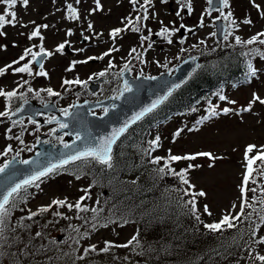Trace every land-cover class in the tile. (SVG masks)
Listing matches in <instances>:
<instances>
[{
	"label": "rangeland",
	"instance_id": "rangeland-1",
	"mask_svg": "<svg viewBox=\"0 0 264 264\" xmlns=\"http://www.w3.org/2000/svg\"><path fill=\"white\" fill-rule=\"evenodd\" d=\"M99 4L98 8L96 0H79V3L77 0H29L27 7L18 2L14 8L7 9L6 5L0 3V14H6V11L17 13L16 25H6L2 29L6 35H0V69L18 60L29 48L33 52H39L43 47L45 51L52 53L43 63L46 76L35 74L41 69L34 66L31 55L19 64L13 65V68L31 62L33 75L14 74L12 68L7 69L4 75H0V89L18 92V96L11 99L10 107L13 109L15 102H20L28 96H37L41 101L53 100L62 109H68L77 96L83 98L88 94V83L91 79L98 77L101 72L109 71V64L116 63L115 60L122 58H136V64L132 66L134 73L141 71L144 74H159L166 69H172L185 56L195 55L202 48L205 51L214 45L230 50L243 47H249L250 50L256 47L259 52L252 56V66L256 69L255 76L247 74L248 77L242 81H226L214 96H209L199 104L197 110L199 116H171L168 121L156 128L157 135L152 137L154 140L157 136L160 138L154 155L161 158H167L170 153L184 156L200 152H208L214 157H219L213 160L198 156L191 160L193 165H199L191 169V181L198 191L206 193L204 200L212 213L209 220L219 221L226 210L236 212L242 203L241 186L246 173V149L249 145L255 146L253 151L247 154L248 158L264 151V104L257 101L251 104L250 111L243 110L249 107L254 94L264 99V56L260 54L264 53V45L258 41L252 45H236L234 37L238 35L246 41L264 32V0H254V3L253 0H228V5L223 6L222 11H209L207 0H191L193 9L191 14L186 7L181 11V4L177 3V0H168L167 3L153 0L152 5H146L149 18L146 20L145 29L139 32L119 33L115 39L110 35L112 32L110 30L123 26L129 21L126 18L132 20L131 29L134 26H142L141 20L137 22L136 17L144 10L142 7L144 0H139L136 6L130 3V0H99ZM68 5H72L76 12L73 13ZM93 9L96 10L92 11ZM177 11H180V16L176 15ZM229 12L231 16H228ZM76 14L79 16L78 19L69 18ZM7 18L11 19L10 16ZM218 18L226 23V32H231L227 40L224 37L221 41L216 40L213 35L214 21ZM244 20H250L251 23H243ZM43 25L48 27H42ZM181 25L186 27L181 28ZM198 25L199 30L192 34L188 33V29ZM165 26L170 30L179 28L184 31V35L180 36V30L173 32L169 37L157 35ZM37 27H40L43 39L30 38ZM143 37L148 39H142ZM168 39H171L172 43H168ZM60 44H65L63 51L57 50ZM133 48L136 52L131 51ZM101 56L102 59H89ZM139 60L148 63L149 66L138 63ZM66 79H79L82 82L87 81V84L65 85L63 81ZM24 81L27 83L24 84ZM20 84L24 86L21 88ZM29 88L32 89L31 92L28 91ZM48 88L60 95L49 96L46 91ZM83 89L86 90L85 93H81ZM220 95L226 96L227 99L220 100ZM6 104H9L7 99L0 97V111L6 110ZM213 108L218 113L215 116L210 114ZM225 108L229 109L227 113L223 112ZM9 120L7 117H0V166L15 154L22 159L29 157L34 151L32 144L37 138V133L30 131L31 126L39 127L37 123L30 126L29 120L24 119L18 125H13ZM197 121H200L198 128H190ZM8 129H11V132ZM18 129L26 133L25 137L11 141L9 136L13 132L17 135ZM178 130L182 131L177 136L175 134ZM43 131L39 127V132ZM56 141L60 140L57 138ZM9 146L12 151L6 156L3 155ZM181 161H177L175 166ZM81 173L82 169L73 172L61 170L43 178L39 187L28 192L27 201L21 203L9 219L13 221L22 216L26 217L34 211L33 209L50 205L55 199H67V202L72 199L73 201L69 203L74 204L76 199L79 201L81 197L86 196L85 189H90L88 193L90 198L85 199L82 206L95 208L101 201L102 191L99 187L91 186L88 178ZM77 175L80 176L79 179L76 178ZM253 177L256 179V188L262 187L261 192L264 195V166L259 165L255 168L247 185L248 189L253 188ZM250 192L251 190L247 191L246 195ZM233 205L236 206L234 209ZM88 213L77 212L75 215L84 214L83 217L86 218ZM262 228L260 238L264 237V225ZM134 231L133 225L112 223L107 227L100 226L95 230L91 228L85 231L88 233L86 237L75 234L70 239L63 240V246L68 244V247L61 254L59 261L66 260L70 264H75V260L71 263V257L81 256L85 247L93 243H98L96 249L105 248V241L112 243L108 251L111 253L119 248L117 245L126 244ZM52 235H58V232L54 231ZM262 244L264 250V243ZM77 263L79 264L80 260ZM0 264H3L2 259ZM115 264H136V258L126 248L121 251L120 260Z\"/></svg>",
	"mask_w": 264,
	"mask_h": 264
},
{
	"label": "trees",
	"instance_id": "trees-1",
	"mask_svg": "<svg viewBox=\"0 0 264 264\" xmlns=\"http://www.w3.org/2000/svg\"><path fill=\"white\" fill-rule=\"evenodd\" d=\"M248 51L249 47L230 50L214 45L205 51L202 48L196 53L200 63L195 72L163 104L132 125L115 144L112 168H107L93 159L78 160L65 165L62 171L82 169L81 175L88 178L91 186L101 189V201L95 206L99 211L100 221L93 228L91 218L94 214L91 211H87L89 213L84 218V214L76 216L77 211L67 207L52 208L31 220L23 219L24 216L13 221L9 219V226L15 228L14 232L6 233L9 244L14 237H19V240L11 247H4L7 255L2 258L3 264H14L16 258L20 264H70L66 260L59 261L68 247V244L63 246V240L70 239L75 234H83L91 228L95 230L102 226L105 218L115 219V224L118 225H133L135 231L130 240L138 234L139 245L133 243L110 253L101 251L102 247L91 251V244L85 247L81 256L71 257V263L75 260V264H78L77 261L80 260L79 264H115L120 260L121 251L127 248L136 258V264H264L257 259L264 255L263 244L258 242L264 225L259 221V216L264 215V204L260 202L264 199L262 187L256 188L257 183H253L252 189L256 191L247 195L248 202L255 209L253 211V208L245 206V216L251 213L250 219L242 217L235 222V228L214 233L204 228V223H212L210 216L204 213V205H207L204 196L195 197L203 223L198 222L184 206L192 199L193 193L200 192L196 187H190L193 185L192 168L184 174L188 181L185 184L178 176H158L156 170L164 166L166 158L160 164L151 163L153 158L159 157L154 155L157 146L151 144L154 140L152 137L157 135L156 128L171 116H199V104L209 96H214L226 81H242L247 78V65L249 62L253 65L252 59L256 55H243ZM199 125L200 121H197L190 128H198ZM176 162H171L170 166L177 173L187 169L189 164L193 165L191 160H182L175 166ZM257 163L261 161L255 162L253 173L261 165ZM36 188L30 187L28 192ZM185 189H188L189 194H185ZM76 202L77 199L74 204ZM21 203L23 202H18L12 212ZM40 208L41 206L33 209V212H39ZM240 211L241 208L232 214ZM55 212L62 213V216L53 215ZM18 222L30 225V228L19 227ZM254 229L255 236L252 235ZM54 231L58 235H52ZM37 232H41L42 236L36 237ZM53 240L58 243H51ZM41 245H44L46 251L23 255L25 251L34 252ZM12 253L16 256L13 257Z\"/></svg>",
	"mask_w": 264,
	"mask_h": 264
},
{
	"label": "snow or ice",
	"instance_id": "snow-or-ice-1",
	"mask_svg": "<svg viewBox=\"0 0 264 264\" xmlns=\"http://www.w3.org/2000/svg\"><path fill=\"white\" fill-rule=\"evenodd\" d=\"M21 3L22 6L27 7L29 4V0H0V3L4 4L7 6V9H12L14 8L17 3ZM168 0H161V3H167ZM77 3H79V0H77ZM97 3V7H100L99 4V0H96ZM130 3H132L134 6L136 4L139 3V0H130ZM177 3L181 4V11L184 10V8H187V11L189 14H191V12L193 11L192 9V4H191V0H177ZM207 3L209 5H214L215 4V0H207ZM221 3L223 6H227L228 5V0H221ZM254 3V0H253ZM153 4V0H144V5H142V7H144V16H143V20H147L148 17V8L146 7V5H152ZM255 7L259 8V5H254ZM68 8L75 13L76 10L74 8H72V5H68ZM96 9H93L92 11H95ZM216 10L218 11H222V9L217 8ZM177 16H180V11L176 12ZM11 17V19H8L7 17ZM228 16H231V13H228ZM69 18L72 19H78L79 16L78 14L70 16ZM126 19H130V18H126ZM202 19V18H201ZM141 20V17H137L136 21L139 22ZM17 23V13L15 11H6V14H0V35H6V33H4L2 31V29L8 25L11 24L12 26H15ZM161 23H163L161 21ZM234 23V22H233ZM243 23H248L250 24L251 21L250 20H244ZM25 26L26 25H22ZM202 26V24H201ZM42 27L47 28L48 25H43ZM89 27H91V25H89ZM181 28L186 27L185 25H181ZM122 30H126V29H114L112 30V32L110 33V35L112 36L113 39H115V37L122 31ZM132 31H136L139 32L140 28L139 27H132L131 29ZM180 29L176 28V29H169L168 27H162L160 32L157 33V35H160L162 37H169L173 32H178ZM188 31H191V29H188ZM71 34V33H69ZM213 35H215V33H213ZM229 35H231V32H226L224 35V39L227 40ZM32 37H41V33H40V27H37L32 33L30 38ZM259 37H264V32L258 33L257 36H254L248 40H242L240 36H235L234 40H235V44L236 45H252L254 43H256L257 41L264 45V39H259ZM41 39H43V37H41ZM87 39V38H86ZM142 39H148V37H143ZM168 43H172L171 39L167 40ZM181 43H183V41H181ZM150 46V45H149ZM5 47L6 46H2ZM65 48V44H60L58 46V51H63V49ZM132 52H136V49L133 48L131 49ZM259 52L258 49H250L248 52L243 53V55L245 56H249V55H255ZM51 52H45V50L43 49V47L40 48L39 52H33L31 48L26 49L24 54L21 55L19 57L18 60L13 61L12 64L6 65L3 69H0V75H4L5 72L7 71V69L12 68L13 73H27L28 75H33V69L31 67V62L30 63H25L23 65H21L20 67H15L13 68V65L15 64H19L20 61H24L29 55H31L32 57V61L39 64L40 67V71L35 73L36 75H40V76H46L47 73L45 71H43V64L40 62V57L44 56V55H51ZM110 53H104V55H109ZM262 56H264V53H260ZM103 57H89V59H102ZM137 58H139L137 56ZM87 62V61H84ZM110 67H112L111 63L109 65ZM125 67L127 68V65H125ZM248 68V75L249 76H255L256 74V69L252 66V64L249 62L247 65ZM99 76H104L105 73L101 72L98 74ZM91 79V77H90ZM154 79V78H153ZM27 81H24V84H26ZM63 83L65 85H70V84H87V81H80L79 79L76 80H64ZM24 84H20L19 87H23ZM179 85H176L175 87H178ZM133 89L130 86L129 82L127 80L124 81V86H123V92H121V95H123L124 92H131ZM29 92L32 91L31 88L28 89ZM47 93L49 96H59L60 93L55 92L53 89L48 88L46 89ZM37 95H39V93L37 92ZM168 95H171V91L168 92ZM18 96V92L17 90H11V91H5L3 89H0V97H5L7 100H11L14 97ZM117 99L119 97H116ZM167 96L161 97L160 99L154 101L150 106L144 108L141 112H139L138 114H136L133 118L131 123H135L137 120L142 119L147 113L152 112L160 103L163 102V100H166ZM220 100H226L227 97L224 95H220L219 96ZM257 101H259L261 104H264V99H261L258 95L253 96V100L250 102L249 107L243 109L244 111H250L251 110V104L256 103ZM25 103H27V101H25ZM230 103H235V101H230ZM20 111V109H12L10 107V104H6V110L5 111H0V117H7L8 119H11L12 116H15L17 114V112ZM65 116L71 115V113L69 112L68 109H61L60 110ZM229 111V109L225 108L223 109V112L227 113ZM107 112V109H105V113ZM210 114L212 116L217 115L218 113L215 111V109H211L210 110ZM52 120H55L58 124L59 127L61 129H66L69 127V125L67 123L61 122L59 117H53ZM52 120H49V123L52 122ZM13 125H15L17 122L16 121H12ZM31 123L35 124L37 123L35 120H31ZM128 127V123H125V125L121 128H119L118 130H113V133L110 137H105L102 138L99 143H94V142H90L88 145L85 146V148L83 150H78L73 152L72 154H68L65 155V157L61 160H59L56 163H50L45 167H41L38 168L37 170L33 171L30 175L26 176L25 178L19 180V181H14L10 184V186L5 187V189L0 192V259H2L5 255H7V253L3 250L5 246L7 247H11L12 244L17 243V241L19 240V237H14L12 238V243L9 244V237L7 236V232L15 231V228H12L9 226V218L12 214V210L16 207L18 202H24L26 201L27 195H28V188L30 187H39V183L43 182V178L49 176L50 174H55L58 173L59 170H63L65 165H68L74 161H78V160H85L87 161L88 159H93L96 162H98L101 165L106 166L107 168H112V145L115 144V142L117 141V139L120 137V135H122L126 129ZM39 130V128H37V131ZM9 132H11V129H8ZM54 131V130H53ZM182 130H178L177 133L175 135H179V132ZM76 140L77 141H83L85 139V137H83L79 132H77L75 134ZM12 137H9V139H11ZM16 139H20L19 137H16ZM60 140V142L63 144V146L65 148H69L70 145L67 143H64L63 141V137H59L58 138ZM159 137L157 136L155 138V140L151 141V144L154 146H157L159 143ZM23 142V141H21ZM255 148L254 145H249L246 149V159H247V165H246V173L243 177V183L241 186V193H242V203H241V211L239 213H236L235 215L232 214V210H226L225 214H222L221 219L219 221H215L212 223H204V228L209 230L210 232H222L226 229H233L235 228L236 225V221H239L242 217H244L245 219H250L251 217V213L248 214V216H245L244 213V208L245 206L249 207V208H253V205H251L248 202L247 199V191L251 190L253 192L256 191V189H248L247 185L250 181V179L252 178L253 175V164L255 163L256 160H260L261 161V165L264 166V151L258 153L257 156L252 157V158H248L247 154L251 153L253 151V149ZM31 150V149H29ZM154 150V148L152 149ZM12 148L11 146H9L7 148V151H5L3 153V155H7L8 152H11ZM198 156H205V157H209L210 159H218L219 157H214L211 153L208 152H200V153H195V154H187L184 156H179V155H171V153L169 154V156L166 158L165 160V164L163 167L158 168L157 174L158 176H160L161 178L164 175H171V176H178L181 180V182L187 184L188 181L185 179L184 174L191 168L193 167H199V165H192L189 164L187 169H183L181 170V172L177 173L175 169L171 168L170 164L171 162H176V161H181V160H195ZM162 159L165 158H161V157H155L151 160V163L154 164H160V161ZM16 162V158L13 157V159L11 161H7L5 162L2 166H0V174H4L10 167L11 165ZM19 163L22 164H30L33 163L32 161H28V160H23V161H19ZM165 169H167V172L165 171ZM77 179L80 178L79 175L76 176ZM256 181L253 180V183H255ZM191 188H194V185H190ZM86 193V196L81 197L79 201H77L75 204L73 203H69L67 202V200H61V199H55L51 202L50 205L47 206H41V208L39 209V212H30V214L23 218V219H28L31 220L33 217L37 216L38 214L44 213V212H48L50 211L53 207H67L69 210H73L75 209L77 212H87V211H91L94 215L92 216L91 220H92V227L95 228L97 223L100 221V217H99V211L96 208H91L89 209L86 206H82L83 201L85 199H89L90 195H88V193L90 192V189H85L84 190ZM185 194H189L188 193V189H185ZM206 196V193L203 191H200L198 193H193L192 194V199H189L186 203H185V207L188 208V211L191 213V215L200 223H203V221L200 219V214H199V209L197 208V202L195 197L196 196ZM261 204H264V199H262ZM190 206V207H189ZM236 206L233 205L232 208L234 209ZM264 210V209H262ZM253 211H255V209L253 208ZM204 213H206L207 215H212L208 205H204ZM53 215L55 216H62V213L60 212H55L53 213ZM64 218H68V217H64ZM81 219H84L83 217H80ZM259 221L260 224H264V215L259 216ZM115 219L113 218H105L102 226L103 227H107L109 223H115ZM126 222V221H125ZM85 223H88L87 220H85ZM18 226L28 229L30 228V225L27 224H22L18 222ZM78 231V229L76 230ZM88 235L87 232L82 234V237H86ZM252 235L255 236L256 235V230L254 229L252 232ZM36 237H41L42 233L41 232H37L35 234ZM138 236V234H137ZM137 236H134L132 238V240H130L127 244L124 245H117L118 247H129L130 245H132L133 243H135L137 246L139 245V240L137 238ZM30 239H32L30 237ZM51 243H58L57 241L53 240L50 241ZM78 242V241H77ZM259 243H264V237H261L260 240L258 241ZM106 247L101 249V251L103 252H107L109 251V248L112 246V243L110 241H105ZM27 247V245L25 246ZM43 251H46V249L44 248V245H41L39 248H36L34 252H28L25 251L23 252V255L28 256V255H35V254H39ZM91 251H95L96 250V246L92 245L90 246ZM88 251V250H86ZM13 257L16 256L15 253L11 254ZM257 259H259L261 262H264V255H260L257 257ZM14 264H20V261L18 258H16L14 260Z\"/></svg>",
	"mask_w": 264,
	"mask_h": 264
},
{
	"label": "water",
	"instance_id": "water-1",
	"mask_svg": "<svg viewBox=\"0 0 264 264\" xmlns=\"http://www.w3.org/2000/svg\"><path fill=\"white\" fill-rule=\"evenodd\" d=\"M217 8H223L221 0H215L214 5H209L210 11L216 10ZM214 26L216 38L218 40L223 39L227 29L226 23L222 19H217L214 22ZM198 28L199 27L192 28L189 33H193ZM46 57L47 55L40 57V62L43 63ZM198 64V57L187 56L175 66L172 73L170 71H165L155 76L140 75L138 77H132L129 73H125L123 83L125 80L129 82L133 89L131 92H124L123 95L120 93L117 96L119 97L118 99L115 97L96 102L85 100L75 103L69 110L71 115L59 116L61 122L69 125V127L63 129V131L67 134V139L69 140L67 144H69L70 147L65 148L63 144L54 145L52 142H43L40 140L36 144V152L26 159L33 163H19V161L23 160L18 159L16 155L13 156L16 158V162H14L4 174H0V192H2L5 187L10 186L12 182L25 178L38 168L45 167L50 163H56L63 159L65 155L83 150L90 142L98 144L102 138L110 137L113 130H118L123 127L125 123H128V129L139 121L137 120L135 123H131L132 118L136 114L161 97L168 96L169 91L172 93L177 89L197 68ZM35 65L39 67V64L35 63ZM176 85L179 86L175 87ZM121 92H123V87ZM52 106H54L53 103L35 106L32 102L27 101V103L24 102L19 106L18 109H20V111H18L15 116H12V118L20 119L27 114L34 117L36 112H48L51 110L50 108ZM99 107H104L107 109V112L105 113L104 111L100 115L91 113V110ZM53 111L59 112V109L55 107ZM77 132L85 137L83 141L76 140L75 134ZM122 135H120V137ZM115 144L112 145V150ZM13 157L9 158L7 161H11Z\"/></svg>",
	"mask_w": 264,
	"mask_h": 264
},
{
	"label": "flooded vegetation",
	"instance_id": "flooded-vegetation-1",
	"mask_svg": "<svg viewBox=\"0 0 264 264\" xmlns=\"http://www.w3.org/2000/svg\"><path fill=\"white\" fill-rule=\"evenodd\" d=\"M179 32L183 33V30H180ZM155 37L158 38V36H156V35H155ZM118 60H115L116 63L111 62L112 67H110V70L107 71L104 76H98L96 78L91 79L88 83V94L85 95V97H83V98H79L77 96V99H75V102H73L69 106V108L74 103L81 102L84 100L102 101V100H105L108 98L110 99V98L117 97L119 95L122 87L124 86L123 78L125 77L124 76L125 73H127V74L129 73V75L132 77H138L140 75H142V76L157 75V74H144L141 71H136V73H134L132 71V66L134 64H136V58H126V59L122 58V59H118ZM138 63H142V62L139 60ZM142 64H144V66H149V64L145 63V62ZM125 65H127V68L125 67ZM174 67H175V65H174ZM173 68L172 69H166L164 71L172 72ZM85 92H86V90H84V89L81 90V93H85ZM26 99L32 100L36 104L45 103V102L49 101V100L41 101V100H39V98L37 96H28ZM50 101L55 102L53 100H50ZM7 102L10 104L11 100L10 101L7 100ZM21 102L22 101L15 102V104L13 105V109H16L20 105ZM54 108L55 107L52 106L50 108L51 110H49V112H47L46 114L41 113V112H37L33 118L29 117V116L24 118L26 120H29L28 125L31 126V124H32L31 120H35L37 122L38 126L44 130L43 132H39V130L37 131V128H39V127H35V126L30 127L31 132L37 133V138H36L35 142L32 144V147L34 149H35V146L39 140H43L46 142H52L54 144H62L60 141L57 142L56 139L59 137H63V138H65L64 143L67 142L66 132L63 131V129H61L59 127V124L56 121L52 120L53 117H59V113H57V114L52 113ZM61 109L62 108L60 107V110ZM104 111H105V108H97L92 112L95 114H102ZM59 112H60L61 116H64L61 111H59ZM23 120H12V119H10L9 121H11V123H12V121H16L17 122L16 124L18 125ZM49 120H52V122L49 123ZM17 132H18L17 135L15 134V132H13L9 136V137H12L10 139L11 141L13 139H14V141L18 140V139H16V137L21 138L22 136L25 137V135H26V133L23 130L18 129Z\"/></svg>",
	"mask_w": 264,
	"mask_h": 264
},
{
	"label": "bare ground",
	"instance_id": "bare-ground-1",
	"mask_svg": "<svg viewBox=\"0 0 264 264\" xmlns=\"http://www.w3.org/2000/svg\"><path fill=\"white\" fill-rule=\"evenodd\" d=\"M221 40H222V39H221ZM221 40H220V41H221Z\"/></svg>",
	"mask_w": 264,
	"mask_h": 264
}]
</instances>
